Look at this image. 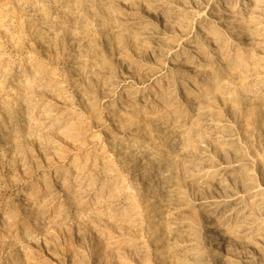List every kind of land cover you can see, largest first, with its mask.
Masks as SVG:
<instances>
[{
  "label": "rangeland",
  "instance_id": "1",
  "mask_svg": "<svg viewBox=\"0 0 264 264\" xmlns=\"http://www.w3.org/2000/svg\"><path fill=\"white\" fill-rule=\"evenodd\" d=\"M264 264V0H0V264Z\"/></svg>",
  "mask_w": 264,
  "mask_h": 264
},
{
  "label": "bare ground",
  "instance_id": "2",
  "mask_svg": "<svg viewBox=\"0 0 264 264\" xmlns=\"http://www.w3.org/2000/svg\"><path fill=\"white\" fill-rule=\"evenodd\" d=\"M219 264H222V263H219Z\"/></svg>",
  "mask_w": 264,
  "mask_h": 264
}]
</instances>
